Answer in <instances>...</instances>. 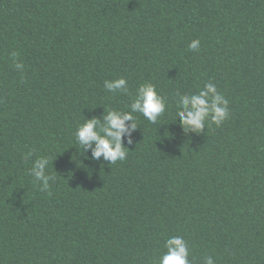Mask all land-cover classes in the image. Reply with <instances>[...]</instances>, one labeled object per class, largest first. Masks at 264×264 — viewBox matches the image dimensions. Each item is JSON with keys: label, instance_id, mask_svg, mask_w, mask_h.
Wrapping results in <instances>:
<instances>
[{"label": "trees", "instance_id": "1", "mask_svg": "<svg viewBox=\"0 0 264 264\" xmlns=\"http://www.w3.org/2000/svg\"><path fill=\"white\" fill-rule=\"evenodd\" d=\"M148 82L157 123L134 113L127 158L89 159L77 127ZM208 82L229 118L186 133L179 95ZM172 236L192 264H264V0H0V264H158Z\"/></svg>", "mask_w": 264, "mask_h": 264}, {"label": "clouds", "instance_id": "2", "mask_svg": "<svg viewBox=\"0 0 264 264\" xmlns=\"http://www.w3.org/2000/svg\"><path fill=\"white\" fill-rule=\"evenodd\" d=\"M193 52L200 50L199 39L192 40L188 45ZM19 53L13 51L11 59L17 71L23 72L24 64L18 60ZM128 81L124 77L114 80H105L104 88L109 92H127ZM129 111L105 109L101 117L86 118V121L77 127L76 140L83 152L89 151L88 157L93 161H104L115 164L127 158V145L134 141L133 133L139 128L134 113L142 114L149 122L157 123L159 117L166 111L167 100L159 94L153 83H144L136 91L135 98L128 106ZM230 114L229 100L218 91L217 86L206 83L198 93L182 94L178 99L177 118L186 133H201L210 120L216 126L223 124ZM29 152L25 159L31 157ZM50 159L46 156L38 157L32 164L30 175L39 183L40 191H48L51 183L56 182V175L49 173ZM167 251L159 257L158 264H192L189 260V244L183 236H172L165 241ZM203 264H215L213 257L203 258Z\"/></svg>", "mask_w": 264, "mask_h": 264}]
</instances>
